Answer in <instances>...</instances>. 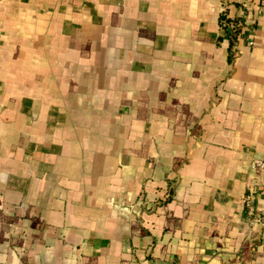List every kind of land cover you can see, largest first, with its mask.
<instances>
[{
    "label": "crops",
    "instance_id": "0c3cea01",
    "mask_svg": "<svg viewBox=\"0 0 264 264\" xmlns=\"http://www.w3.org/2000/svg\"><path fill=\"white\" fill-rule=\"evenodd\" d=\"M263 150L264 0H0V264H264Z\"/></svg>",
    "mask_w": 264,
    "mask_h": 264
},
{
    "label": "trees",
    "instance_id": "16d2710c",
    "mask_svg": "<svg viewBox=\"0 0 264 264\" xmlns=\"http://www.w3.org/2000/svg\"><path fill=\"white\" fill-rule=\"evenodd\" d=\"M218 23L227 33V40H228V48L233 44L235 41L236 36L240 29V20L238 19H229L224 14H220L218 16Z\"/></svg>",
    "mask_w": 264,
    "mask_h": 264
},
{
    "label": "built area",
    "instance_id": "2783aa9c",
    "mask_svg": "<svg viewBox=\"0 0 264 264\" xmlns=\"http://www.w3.org/2000/svg\"><path fill=\"white\" fill-rule=\"evenodd\" d=\"M251 165L253 167L264 168V150L262 157H252L251 158ZM243 206L249 214L252 215L255 219H257L256 214L252 211V202H253V195L250 192H245L243 195Z\"/></svg>",
    "mask_w": 264,
    "mask_h": 264
}]
</instances>
